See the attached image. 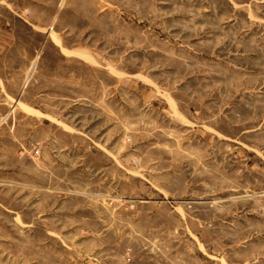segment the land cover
Segmentation results:
<instances>
[{"label":"rangeland","instance_id":"374dc122","mask_svg":"<svg viewBox=\"0 0 264 264\" xmlns=\"http://www.w3.org/2000/svg\"><path fill=\"white\" fill-rule=\"evenodd\" d=\"M0 85V264H264V0H0Z\"/></svg>","mask_w":264,"mask_h":264},{"label":"crops","instance_id":"0c3cea01","mask_svg":"<svg viewBox=\"0 0 264 264\" xmlns=\"http://www.w3.org/2000/svg\"><path fill=\"white\" fill-rule=\"evenodd\" d=\"M7 97L6 96V93L4 92V90H3V88H1V85H0V101H2L3 99H2V97ZM2 99V100H1ZM33 112H36V110L35 109H31ZM4 121H5V119H3V118H0V126L2 125V124H4Z\"/></svg>","mask_w":264,"mask_h":264},{"label":"bare ground","instance_id":"6f19581e","mask_svg":"<svg viewBox=\"0 0 264 264\" xmlns=\"http://www.w3.org/2000/svg\"><path fill=\"white\" fill-rule=\"evenodd\" d=\"M85 59V58H84ZM30 112H33L32 110L28 109Z\"/></svg>","mask_w":264,"mask_h":264}]
</instances>
